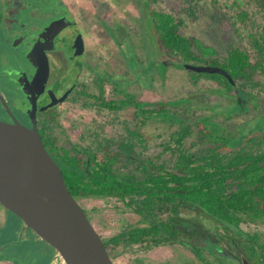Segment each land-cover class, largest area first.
Listing matches in <instances>:
<instances>
[{"label": "trees", "instance_id": "trees-1", "mask_svg": "<svg viewBox=\"0 0 264 264\" xmlns=\"http://www.w3.org/2000/svg\"><path fill=\"white\" fill-rule=\"evenodd\" d=\"M179 1L185 12L196 16L201 0ZM228 8L231 14L219 10L231 20L240 43H231L223 55L199 37L184 34L185 21L179 13L153 9L152 23L176 66L216 65L230 73L232 80L204 72L192 81L213 82L214 90L230 100L220 111L227 118L253 113L246 126L231 129L213 115L187 122L184 115L192 97L151 103V107L138 99L140 123L130 135H94L88 145L81 144L83 139L73 143L45 138L78 200L115 197L141 217L137 225H127L104 239L112 257L120 246L180 244L213 264L204 253L217 254L218 234L183 215L184 210H194L228 233L240 253L236 261L264 264V0H235ZM156 121L180 126L155 134L150 125ZM151 135H157L155 144L149 143ZM245 225L252 228L246 230Z\"/></svg>", "mask_w": 264, "mask_h": 264}, {"label": "flooded vegetation", "instance_id": "flooded-vegetation-1", "mask_svg": "<svg viewBox=\"0 0 264 264\" xmlns=\"http://www.w3.org/2000/svg\"><path fill=\"white\" fill-rule=\"evenodd\" d=\"M82 7L73 0H0V121L20 120L32 127L36 120L45 145V138L76 143L73 138L86 141L89 136H100L101 128L90 132L89 112L107 111L116 117L131 112L134 120L137 118V62L131 44L135 36L124 29V22L110 26L101 17L89 18ZM57 22H61L58 31L57 25L52 27ZM126 36L129 42L121 39ZM106 37L116 44L120 56L117 65L106 58ZM43 56L48 61L46 74L38 64ZM145 102L151 107V102ZM136 128L137 124H126L125 135ZM9 212L22 225L17 218L9 224ZM22 226L24 221L0 202V264H16V258L9 253L17 246L18 256L29 255L35 264H53L55 254L47 259L53 252L48 246L43 249L49 254L37 259L41 254L30 250L29 234L24 235V231L36 234L34 242L44 239ZM227 234L224 230L216 235V264H226V259L243 263L246 259L236 261L240 253ZM190 240L196 242L194 238Z\"/></svg>", "mask_w": 264, "mask_h": 264}, {"label": "rangeland", "instance_id": "rangeland-1", "mask_svg": "<svg viewBox=\"0 0 264 264\" xmlns=\"http://www.w3.org/2000/svg\"><path fill=\"white\" fill-rule=\"evenodd\" d=\"M70 2L71 0H67ZM76 6H83L87 10L89 18L101 17L105 22L113 26L115 22H124V29L130 30L135 36L131 42L136 55V71L134 75L135 92L137 99L148 101L153 106L160 101H167L181 97H192V106L189 113L184 115L187 122L192 123L199 115H213L216 120L225 124L228 128L236 129L239 125L246 126L247 120L253 116V113L243 112L232 118H227L221 114V110L230 103V100L214 90L215 85L208 79H202L200 83L195 84L193 77L198 76V71L176 66L177 61L170 59L169 53L161 46L160 40L156 34L152 23L153 9L173 11L179 13L185 23L182 26V32L186 35L199 37L207 45L218 49L221 55L226 53L228 46L233 42L240 43V38L234 30L231 20L228 16L224 17L219 8L231 14L228 8L235 0H201L195 15L185 12V5L179 0H73ZM218 4L221 6H218ZM229 9L230 11H228ZM91 14V15H90ZM125 42H129V37H121ZM116 44L111 38H105L106 58L113 61L112 65L119 64L118 51ZM110 53L112 57H107ZM120 58V56H119ZM121 65L125 67L122 59ZM120 65V66H121ZM163 65L166 67L163 68ZM121 66V68H122ZM264 81V76L262 77ZM219 105V106H217ZM131 112L121 113L119 117L112 116L111 113L89 112V126L91 131L101 128L100 137L125 135V125L130 124L134 127L139 123V119L131 116ZM136 123V124H135ZM151 126L155 134L168 133L179 128V122H160L156 121ZM96 132V131H94ZM157 136V135H156ZM151 135L149 143L155 144L157 137ZM90 137V136H89ZM79 142L77 138L72 139ZM81 143L88 145L89 138ZM80 203L90 214V220L105 240L121 232L127 225H137L140 216L128 208L122 201L115 197H85L79 199ZM185 217L198 220L211 232L223 234L224 229L218 227L209 216L194 210H184ZM10 222L17 216L9 212ZM22 225V222L17 218ZM16 221V220H15ZM250 230L249 226H243ZM23 228V226H22ZM29 234L30 250H37L41 254L38 260L43 259L42 255H48L43 248L53 250L48 260L53 258L56 253L53 246L47 245L46 241H36L35 233L24 231V235ZM15 247L14 251L9 253L16 258V264H35L30 256H18L19 252ZM44 252L43 253H41ZM205 257L213 264H216L215 256L205 251ZM46 256V255H45ZM42 257V258H41ZM35 258V257H34ZM41 258V259H40ZM114 260L117 264H206L197 257L189 248L180 244L148 246L128 245L120 246ZM37 261V260H36ZM42 262H44L42 260ZM229 264H248L246 261L234 262L226 259ZM36 264H40L37 261Z\"/></svg>", "mask_w": 264, "mask_h": 264}, {"label": "water", "instance_id": "water-1", "mask_svg": "<svg viewBox=\"0 0 264 264\" xmlns=\"http://www.w3.org/2000/svg\"><path fill=\"white\" fill-rule=\"evenodd\" d=\"M57 30L61 22H57ZM48 71L43 56L38 62ZM198 72L230 73L216 65L186 64ZM0 202L51 244L66 264H115L100 232L70 191L63 170L48 151L36 120L0 121Z\"/></svg>", "mask_w": 264, "mask_h": 264}, {"label": "built area", "instance_id": "built-area-1", "mask_svg": "<svg viewBox=\"0 0 264 264\" xmlns=\"http://www.w3.org/2000/svg\"><path fill=\"white\" fill-rule=\"evenodd\" d=\"M53 264H66V261L58 251L55 253L53 258Z\"/></svg>", "mask_w": 264, "mask_h": 264}, {"label": "crops", "instance_id": "crops-1", "mask_svg": "<svg viewBox=\"0 0 264 264\" xmlns=\"http://www.w3.org/2000/svg\"><path fill=\"white\" fill-rule=\"evenodd\" d=\"M39 241V240H38Z\"/></svg>", "mask_w": 264, "mask_h": 264}]
</instances>
